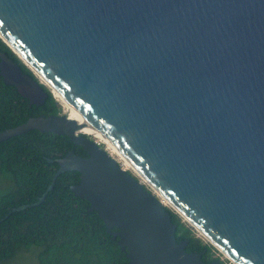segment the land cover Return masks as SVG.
I'll use <instances>...</instances> for the list:
<instances>
[{"label":"water","instance_id":"1","mask_svg":"<svg viewBox=\"0 0 264 264\" xmlns=\"http://www.w3.org/2000/svg\"><path fill=\"white\" fill-rule=\"evenodd\" d=\"M0 38L39 80L0 50L6 85L39 107L43 84L83 118L31 117L0 143L37 130L88 155L49 160L46 192L10 213L76 171L129 264H220L177 241L157 193L231 264H264V0H0Z\"/></svg>","mask_w":264,"mask_h":264},{"label":"trees","instance_id":"2","mask_svg":"<svg viewBox=\"0 0 264 264\" xmlns=\"http://www.w3.org/2000/svg\"><path fill=\"white\" fill-rule=\"evenodd\" d=\"M0 50L19 64L25 74L39 81L1 38ZM41 87L48 95L44 105L30 107L17 89L6 85L0 77V133L31 117L61 113L51 90L43 84ZM70 150L88 157L69 137L37 130L0 143V159L8 168L0 175V264H15L24 254L34 255L37 264L130 263L127 251L118 246L119 238L107 231L99 213L89 211L91 204L72 192L71 187L81 178L76 171L61 174L41 205L10 213L14 208L39 201L59 169L56 162L49 160L64 157ZM167 210L177 225V241H189L187 251L205 252L202 259L206 263L220 260V264H227L214 256L216 249L197 237L192 226ZM69 233L71 239L67 238Z\"/></svg>","mask_w":264,"mask_h":264},{"label":"bare ground","instance_id":"3","mask_svg":"<svg viewBox=\"0 0 264 264\" xmlns=\"http://www.w3.org/2000/svg\"><path fill=\"white\" fill-rule=\"evenodd\" d=\"M53 91H54L55 98L58 100V102H61L64 108L66 109V111L69 112V116L78 121H83V118L77 112H75L55 90ZM84 131L90 134L91 136L95 137L102 143H104L107 146L109 151L119 156V158L122 160L123 165L126 169H129V170L132 169L140 178H142L140 174L136 171V169L114 147H112L92 126L89 127L88 129H85ZM142 182L147 184L146 180L143 178H142ZM157 194L162 199V202L164 203V205H167V204L170 205L168 201L165 200L159 193Z\"/></svg>","mask_w":264,"mask_h":264},{"label":"rangeland","instance_id":"4","mask_svg":"<svg viewBox=\"0 0 264 264\" xmlns=\"http://www.w3.org/2000/svg\"><path fill=\"white\" fill-rule=\"evenodd\" d=\"M59 104H60V106H61V108H62V110H63V113H65V114H67V115H69V112L68 111H66V109L64 108V106L62 105V103L61 102H59ZM93 139H95L96 140V138L95 137H93V136H91ZM102 145H104L103 143H102ZM114 157L116 158V159H118L119 160V157L117 156V155H114ZM121 160V159H120ZM122 161V160H121ZM130 172L132 173V174H134L136 177H138V175L131 169L130 170ZM149 189H151V187H149L146 183H144ZM160 198V197H159ZM161 199V198H160ZM162 200V199H161ZM166 207L168 208V209H171L172 211H174L172 208H171V206L170 205H166ZM175 212V211H174ZM176 213V212H175ZM181 217V216H180ZM182 218V217H181ZM182 221L183 222H185V223H187L183 218H182ZM195 235L197 236V237H199V238H201L204 242H208L200 233H198L196 230H195ZM214 256L215 257H219L222 261H227V264H231L227 259H226V257L225 256H223L217 249H216V251L214 252ZM15 264H37V262H36V260H35V257H34V255H32V254H24L20 259H19V261H17Z\"/></svg>","mask_w":264,"mask_h":264},{"label":"snow or ice","instance_id":"5","mask_svg":"<svg viewBox=\"0 0 264 264\" xmlns=\"http://www.w3.org/2000/svg\"><path fill=\"white\" fill-rule=\"evenodd\" d=\"M66 165L71 167L72 166V162L69 160V161H65ZM8 171V168H7V165L6 163L3 162L2 159H0V175H3L4 173H6ZM61 237L63 238V234H61ZM68 239H71V234L69 233Z\"/></svg>","mask_w":264,"mask_h":264},{"label":"built area","instance_id":"6","mask_svg":"<svg viewBox=\"0 0 264 264\" xmlns=\"http://www.w3.org/2000/svg\"><path fill=\"white\" fill-rule=\"evenodd\" d=\"M95 140V139H94ZM99 145H101V146H103L104 148H106V150H107V152H108V154L112 157V158H114V159H116L115 157H114V155H116V154H113L111 151H109L108 150V148H107V146L104 144V145H102V142L101 141H99L98 139H96L95 140ZM118 156V155H117ZM119 157V156H118ZM117 161H118V163L120 164V166L123 168V169H125V170H127V171H129L130 172V170L129 169H126L125 167H124V165H123V162L120 160V158H119V160L118 159H116ZM131 173V172H130ZM134 175V174H133Z\"/></svg>","mask_w":264,"mask_h":264},{"label":"flooded vegetation","instance_id":"7","mask_svg":"<svg viewBox=\"0 0 264 264\" xmlns=\"http://www.w3.org/2000/svg\"><path fill=\"white\" fill-rule=\"evenodd\" d=\"M92 138V137H91ZM93 139V138H92ZM103 147V146H102ZM188 244H189V242H188ZM188 244H187V246H186V251L187 250H189L188 249ZM187 252H194V251H187ZM195 253H197V252H195ZM205 252H202L201 254H202V257H205V254H204Z\"/></svg>","mask_w":264,"mask_h":264}]
</instances>
